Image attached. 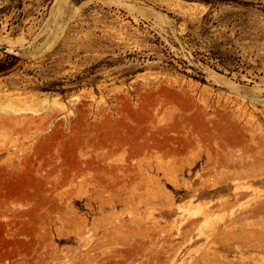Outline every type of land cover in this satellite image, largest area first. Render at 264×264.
<instances>
[{
	"label": "rangeland",
	"instance_id": "obj_1",
	"mask_svg": "<svg viewBox=\"0 0 264 264\" xmlns=\"http://www.w3.org/2000/svg\"><path fill=\"white\" fill-rule=\"evenodd\" d=\"M55 1L0 0V264H264V0Z\"/></svg>",
	"mask_w": 264,
	"mask_h": 264
},
{
	"label": "bare ground",
	"instance_id": "obj_2",
	"mask_svg": "<svg viewBox=\"0 0 264 264\" xmlns=\"http://www.w3.org/2000/svg\"><path fill=\"white\" fill-rule=\"evenodd\" d=\"M56 1H57V0H56ZM56 1H55V2H56ZM80 9H81V8H80ZM80 9H78V10H80ZM141 10H142V9H141ZM144 12H145V11H144ZM154 12H155V11H154ZM75 13H76V12H75ZM149 13H150V12H149ZM146 15H147V14H146ZM146 15H145V16H146ZM152 15H153V14H152ZM74 16H75V15H74ZM61 27H62V26H61ZM61 27H60V28H61ZM57 31H59V29H58ZM62 31H63V30H62ZM50 34H52V33H50ZM54 34H55V33H54ZM41 36H42V35H41ZM50 36H52V35H50ZM53 38H54V36H53ZM55 39H56V38H55ZM57 39H58V38H57ZM22 43H23V42H22ZM55 43H56V42H55ZM47 44H48V43H47ZM55 45H56V44H55ZM47 47H48V46H47ZM52 47H53V46H52ZM47 49H48V48H47ZM6 50H7L8 52H11V49H9V48H6ZM43 50H44V49H43ZM49 50H50V49H49ZM35 51H36V50H35ZM40 51H41V50H40ZM37 52H39V51H37ZM32 53H33V52H32ZM35 53H36V52H35ZM35 55H37V54H35ZM35 55H34V56H35ZM29 57H30V56H29ZM222 83H224V82L222 81ZM220 84H221V81H220ZM138 85H139V84H138ZM224 85L226 86V85H227V82L224 83ZM227 86L229 87V83H228ZM231 86H232V84H231ZM149 87H150V86H149ZM152 87H153V86H152ZM229 88H230V87H229ZM231 88H232V89H235V88H237V87H234V88H233V86H232ZM231 88H230V89H231ZM146 89H147V88H146ZM148 90H149V89H148ZM237 90H238V89H237ZM232 91H233V90H232ZM234 91H235V90H234ZM238 91H239V90H238ZM132 92H133V91H132ZM147 92H148V91H147ZM152 92H153V90H152ZM152 92H151V93H152ZM121 94H122V93H121ZM146 94H147V93H146ZM149 94H150V93H149ZM149 94H148V95H149ZM115 95H116V94H115ZM118 95H119V94H117V96H118ZM122 95H123V94H122ZM151 95H152V94H151ZM130 97H131V96H130ZM130 97H129V98H130ZM117 98H118V97H117ZM124 98L126 99V95L124 96ZM129 98H128V99H129ZM192 98H193V97H192ZM111 99H113V98H111ZM111 99H110V100H111ZM121 99H122V98H121ZM116 100H118V99H116ZM138 100H139V99H138ZM138 100H137V101H138ZM176 100H177V99H176ZM183 100H184V99H183ZM183 100H182V101H183ZM179 101H180V100H179ZM140 102H141V100H140ZM206 103H207V102H206ZM211 103H212V102H211ZM185 104H186V103H185ZM196 105H197V104H196ZM194 106H195V105H194ZM172 107H173V106H172ZM192 107H193V106H192ZM195 107H196V106H195ZM142 108H143V107H142ZM173 108H174V107H173ZM171 109H172V108H171ZM82 110H83V109H82ZM132 110H133V109H132ZM169 110H170V109H169ZM193 111H194V110H193ZM201 111H202V109H201ZM129 112H130V111H129ZM189 112H190V111H189ZM190 113H192V111H191ZM200 113H201V112H200ZM200 113H199V114H200ZM223 113H225V111H223ZM86 114H88V112H87ZM103 114H104V113H103ZM129 114H130V113H129ZM204 114H205V113H204ZM83 115H84V114H83ZM111 115H112V114H111ZM122 115H123V114H122ZM125 115H126V114H125ZM189 115H190V114H189ZM214 115H217V114H214ZM86 116H87V115H86ZM104 116H106V115H103V117H104ZM126 116H127V115H126ZM126 116H123V117H126ZM204 116H206V115H204ZM84 117H85V116H84ZM176 117H177V116H176ZM84 119H86V117H85ZM191 119H192V118H191ZM179 120H180V118H179ZM173 121H174V120H173ZM172 124H174V123H172ZM51 127H52V126H51ZM173 127H174V126H173ZM42 128H44V126H43ZM162 128L164 129V127H162ZM162 128H160V129H162ZM174 130H176V129H174ZM64 132H65V131H64ZM165 132H166V131H165ZM162 133H163V132H162ZM61 134H62V133H61ZM47 135H48V134H47ZM261 137H262V136H261ZM45 138H46V137H45ZM261 140H262V139H261ZM178 141H179V140H178ZM260 146H261V145H260ZM263 148H264V147H263ZM195 151H196V150H195ZM200 152H201V151H200ZM194 153H195V152H194ZM205 156H207V155H205ZM209 157H210V156H209ZM209 157H208V158H209ZM196 158H197V157H196ZM196 158H195V160H196ZM230 158H231V157H230ZM240 158H241V157H240ZM234 159H235V158H234ZM198 160H199V159H198ZM228 160H229V159H228ZM235 160H236V159H235ZM214 161H215V160H214ZM209 162H210V159H209ZM228 162H229V161H228ZM228 162H227V164H228ZM243 162H244V161H243ZM211 163H212V162H211ZM214 163H215V162H213V165H214ZM237 163H239V162H237ZM237 163H235V164H237ZM240 163H241V161H240ZM227 164H226V165H227ZM242 164H243V163H242ZM206 165H207V163H206ZM218 166H220V165H218ZM230 166H231V164L228 166V168H229ZM232 166H233V165H232ZM238 166H239V164H238ZM241 166H242V165H241ZM208 167H209V166H208ZM209 168H210V167H209ZM217 168H218V167H217ZM228 168H227V169H228ZM234 168H235V167H234ZM234 168H233V169H234ZM239 168H240V166H239ZM221 169H222V165H221ZM223 169H225V168L223 167ZM229 170H232V169H229ZM235 170H236V169H235ZM241 170H242V169H241ZM241 170H240V171H241ZM259 170H260V169H259ZM220 171H221V170H220ZM217 172H218V170H217ZM232 172H233V171H232ZM213 173H215V172H213ZM226 173H227V172H226ZM236 173H237V171H236ZM260 173H261V172H260ZM238 174H239V173H237L236 176H237V177H241V176H238ZM41 175H42V174H41ZM214 175H215V174H214ZM232 175H233V174H232ZM232 175H231V176H228V175H227V179L225 178V179H226V182H232V184L238 183V180L234 177L235 174H234L233 176H232ZM240 175H241V173H240ZM258 175H259V174H258ZM215 176H216V175H215ZM250 176H251V175L249 174V172H246L245 174L242 175V177H245V178H247V179H248ZM260 176H261V175H260ZM212 177H213V175H212ZM242 177H241V178H242ZM42 178H43V177H42ZM215 178H216V177H215ZM217 178H218V177H217ZM217 178H216V179H217ZM213 179H214V178H213ZM41 180H42V179H41ZM217 180H218V179H217ZM222 181H223V180H222ZM244 181H245V180H244ZM217 183H218V182H217ZM241 183H242V186L237 187V188H236V192H239V190H240V192L243 191V190L241 191V189H243V184H244V183H243V182H241ZM222 184H224V183L211 184V185H212V187H215V188H216V187L222 186ZM210 187H211V186H210ZM240 192L238 193L239 195L242 194V193L240 194ZM259 192H260V191L258 190L257 193H259ZM236 195H237V194H236ZM222 203H223V202H222ZM19 204L22 205L23 203H22V204L19 203ZM9 206H10V205H9ZM10 207H11V206H10ZM18 208H19V207H18ZM19 209H20V208H19ZM26 209H28V208H26ZM8 211H9V210H8ZM13 211H14V210H13ZM17 211H18V209H17ZM29 212H30V211H29ZM29 212L24 211V209L21 208L18 212H15V211H14V213H13V217H25L26 215H29ZM30 213H31V212H30ZM34 214H35V213H34ZM1 215H2V214H1ZM10 215H12V214H10ZM31 216H32V215H31ZM11 217H12V216H11ZM26 217H27V216H26ZM7 219H10V218H7ZM11 219H12V218H11ZM5 221H6V220H5ZM88 233H89V231H88ZM101 240H102V239H101ZM94 241H95V239H94ZM102 241H103V240H102ZM97 242H98V241H97ZM97 242H96V243H97ZM99 242H100V241H99ZM91 243H92V242H91ZM91 243H90V245H91ZM102 243H103V242H102ZM99 244H100V243H99ZM99 244H98V245H99ZM90 245H89V246H90ZM96 245H97V244H96ZM96 245H94V247H93V245H91V246L93 247L92 251L98 249L99 246H98V245L96 246ZM100 245H102V244H100ZM91 246H90V247H91ZM87 248H89V247H87ZM90 249H91V248H90ZM90 251H91V250H90ZM93 264H95V263H93Z\"/></svg>",
	"mask_w": 264,
	"mask_h": 264
}]
</instances>
